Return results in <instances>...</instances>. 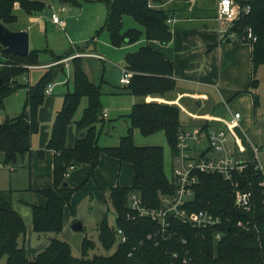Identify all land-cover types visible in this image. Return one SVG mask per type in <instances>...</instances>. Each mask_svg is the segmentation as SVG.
<instances>
[{"label": "trees", "instance_id": "16d2710c", "mask_svg": "<svg viewBox=\"0 0 264 264\" xmlns=\"http://www.w3.org/2000/svg\"><path fill=\"white\" fill-rule=\"evenodd\" d=\"M77 5L76 0H0V24L7 25L17 21L14 13L19 8L26 15L41 13L50 2ZM106 4V18L102 27L114 48L126 44H135L142 37L147 44L124 56V68L132 74L125 90L138 98H164L176 88L173 77V64L148 42L167 45L172 33L167 19L168 12L155 7L161 0H102ZM248 5L250 12L240 17L233 25L238 41L243 39L246 28H251L256 41L251 43V65L253 75L264 66V0H240ZM130 17L141 28L123 30V17ZM229 42V39H223ZM92 39L84 51L91 45ZM71 50V49H70ZM44 52L49 53L48 49ZM69 50L54 56L56 65L71 57ZM38 51H29L26 57L5 53L0 45V59L4 68L0 69V113L4 109L3 101L20 89L25 90V99L20 114L14 118H5L0 122L1 164L11 170L20 167L25 156H32L31 138L37 134L39 109L45 98L49 83L57 78L61 69H48L35 85H22L16 79L27 75V66H38ZM72 65L73 93L65 94L61 109L55 114L45 147L36 151L38 157L46 152L53 153V186L50 189L35 191L46 198L44 206L26 205L31 213V229L34 234L60 233L63 230V211L69 206L74 192L82 190L83 185L71 188L66 177L70 170L82 165L89 166L86 178L94 177L99 157L104 154L132 167L133 181L130 187L115 186L105 195V201L111 204L115 215L114 225L110 226L106 217L97 226L98 241L101 247L111 255H93L94 241L84 238L81 242V255L75 257L70 246L57 238H51L46 247L33 258H29L25 245L20 239L26 236V227L22 217L12 207L13 191L0 189V264H264V193L259 186L261 174L254 170L253 164H247L242 172H234V180L241 188L252 194L249 212L238 210L231 197L230 185L217 174H199L198 184L194 187L192 201L188 204L191 211H206L227 220L220 227L195 229L173 221L169 228V237L157 235L156 223L147 220H127L128 197L131 193L140 196L147 208H157L161 198L173 193L174 186L164 167V149L162 146H137L134 143V131L142 137L162 133L170 150L175 152L177 135L184 126L180 122L183 111L175 104L157 101H143L132 106L124 116L128 127L116 146L99 145L101 130L97 125L103 122L101 117L100 85L89 80L82 69V59H74ZM255 82V81H253ZM86 107L80 119L74 116L81 102ZM70 125L77 133L85 131L84 137H77L73 146L67 147L66 136ZM66 183V185H64ZM31 190V189H30ZM242 222V227L237 222ZM120 228L127 236L124 243L117 245L115 229ZM225 231L218 242L214 236ZM148 236H151L148 239Z\"/></svg>", "mask_w": 264, "mask_h": 264}, {"label": "crops", "instance_id": "0c3cea01", "mask_svg": "<svg viewBox=\"0 0 264 264\" xmlns=\"http://www.w3.org/2000/svg\"><path fill=\"white\" fill-rule=\"evenodd\" d=\"M217 3L218 0H161V3L155 7L157 10L168 12L169 18L173 20L169 24L172 39L167 45H159L156 42H148V44L172 62L176 88L164 98H138L129 94L128 91H107L106 93L101 91V104L103 110L107 112V116L102 117L103 122L97 125V129L101 130L99 141L102 136L108 138V141L103 145L104 147L118 144L120 137L124 135L128 127V122L124 116L130 112L134 104L143 101H157L177 105L187 117L193 120L189 125L201 126L207 123L212 128H218L221 126V121L229 118L232 113H241L240 129L237 130V134L242 138L246 151L238 154V156L241 159L252 160L251 145L257 146L260 162L264 165V66L259 67L253 75L251 44L235 39H229V42L223 41L219 31L224 29L225 23L216 17ZM11 31L24 30L15 29ZM145 44L147 42L144 37L135 44H126L122 56L138 50ZM85 52L88 53H84L82 62L91 57L99 61L105 60L104 58L101 59L102 56L95 52L92 45L86 48ZM90 53L99 57L90 56ZM48 54L51 55L50 61L39 62L38 66L33 67L46 71L55 66L53 57L58 55H54L52 51ZM69 62L70 60L60 64L65 66ZM24 76L22 77L24 78ZM64 85H67V82ZM119 85L123 86L124 89L126 87L120 83ZM47 96L38 114L39 120L43 123L41 130L38 135L35 134L37 137L32 136L31 138L33 154L30 157L25 156L20 165L23 166L24 159L28 158L31 202L23 201L24 205L27 203L44 206L46 198L35 191L50 189L53 186V153L46 152L41 158L36 155L37 150L45 147L54 116L62 106L50 98L52 91ZM82 103L81 110L83 111L87 102L85 100ZM81 112L79 117L82 115ZM79 117L75 120L80 119ZM208 118L210 120L206 121ZM118 125L123 127V132L121 129L119 133L117 132ZM186 125L183 124L184 127ZM136 134L141 136L137 130L134 131V136H137ZM84 136L85 131L77 133L75 126L70 125L66 136L67 147L73 146L77 137ZM143 138L140 139V146H161L162 141L165 142L162 133ZM1 160L2 157H0V189H10L14 193L18 191L17 188L13 187L17 179L6 171L13 172L15 168L11 170L3 167ZM126 168L129 174L125 172ZM122 169L124 171H121ZM89 170L88 165H82L70 170L66 177V182L71 188H77L81 185L84 188L74 192L69 206L65 207L63 229L67 225L69 227L72 223L81 221L78 216V207L85 198H90V201L93 202L96 201L98 206L108 208L105 195L111 188L117 185L122 187L132 185L133 171L131 165L121 163L119 160L104 154L99 157L94 177L87 179L86 175ZM30 230L32 232L31 227ZM46 245L47 243L44 246L39 244L30 251L26 250L28 257L33 258Z\"/></svg>", "mask_w": 264, "mask_h": 264}, {"label": "rangeland", "instance_id": "374dc122", "mask_svg": "<svg viewBox=\"0 0 264 264\" xmlns=\"http://www.w3.org/2000/svg\"><path fill=\"white\" fill-rule=\"evenodd\" d=\"M77 5L64 4L61 6L58 2H50L48 6L41 12L35 15H26L19 8H15L14 13L17 16V21L7 25L9 30H24L28 33L29 38V49L30 51H38V62H47L51 60V55L44 52L45 49L52 51L54 55H60L66 50L71 53L70 62L67 65L58 64L52 66L49 69L53 70H63L57 78L49 83L52 89V96L50 98L56 101L58 104H62L63 95L68 93H73L72 86V65L71 61L74 59H82L84 51H80L77 48L84 47L87 42L94 39L95 44L93 49L95 52L102 56L101 59L104 61H99L96 58H86L82 62V69L94 84L101 86V91L106 93L107 91H126L123 86L119 85V78L122 75V68H124L123 45L119 49L114 48L109 40L107 32L102 29L105 18H106V4L102 0H76ZM61 7H65L64 11H61ZM61 11V13H59ZM52 13H58L60 18L66 23L63 28L58 27L53 24L49 18ZM123 30L126 31L132 28H140L132 18L123 17L122 22ZM71 49V50H70ZM133 49V48H132ZM129 51V50H128ZM91 55L93 53H90ZM54 58V57H53ZM27 75L23 77H18L16 80L22 85H35L39 78L44 74V70L41 69H31L28 70ZM67 82V85H64ZM69 91V92H68ZM64 92V93H63ZM108 94V93H107ZM62 95V97H61ZM48 97V96H47ZM25 99V90L20 89L15 93L4 99V109L0 113V122L8 116L9 118H14L18 116L22 110V104ZM85 101V100H83ZM83 103L81 102L77 112L75 113L74 119L79 117ZM82 113V112H81ZM80 118V117H79ZM39 119V118H38ZM117 120V119H113ZM193 121L191 118L187 117L184 113H180V122L182 124H187L186 127H193L196 125H189ZM41 120H39V134L42 126ZM189 127V128H190ZM123 130L121 125H118L117 132ZM123 132V131H122ZM123 134V133H122ZM125 134V133H124ZM134 136V143L140 146V139H144L142 136ZM35 136V135H33ZM123 136V135H122ZM37 137V136H35ZM108 141V138L102 136L99 141V145H104ZM35 145V144H34ZM164 149V167L165 172L168 177L171 175V156L170 150L166 142L162 141L160 144ZM116 146V145H112ZM206 146V144H204ZM104 147V146H103ZM0 157L2 155L0 154ZM29 160L24 159L23 166L17 167L13 172L10 173L17 179L16 183L13 184L14 188L18 191L14 192L12 195V207L13 209L22 217L26 227V236L20 239V243L25 245L26 250H31L33 247L40 244L44 246L48 244L51 238H57L61 241L66 242L75 257H80L81 255V242L84 238L90 239L95 243V249L90 251L89 257L93 255H111L116 250V245H114L109 251L104 250L98 241V230L97 226L103 217H106L107 222L110 226L114 225L115 215L111 204L108 202V208L104 206L96 205V201H90V198H85L78 207V216L83 225L81 231H73L71 226L68 225L60 233H46V234H34L31 232V213L28 206L23 204V201H30V173L28 169ZM128 167V166H127ZM121 171H124L122 169ZM125 172L129 174L128 169ZM107 194V193H106ZM103 202V201H102ZM68 216V214H67Z\"/></svg>", "mask_w": 264, "mask_h": 264}, {"label": "built area", "instance_id": "2783aa9c", "mask_svg": "<svg viewBox=\"0 0 264 264\" xmlns=\"http://www.w3.org/2000/svg\"><path fill=\"white\" fill-rule=\"evenodd\" d=\"M240 0H218L216 17L225 23L224 29L219 31L222 39H236V33L232 32L233 25L238 22L240 17L250 12L248 5H241ZM65 7H61L64 11ZM59 11V13H61ZM50 20L53 24L63 28L65 22L60 18L58 13H52ZM173 20L167 19V24ZM249 44L256 41V36L251 28L245 29L243 35ZM96 56L98 55H91ZM71 57L61 62H67ZM3 59H0V69L4 68ZM33 66H27L31 70ZM132 74L125 68H122V75L119 83L127 86L130 83ZM52 89L48 86L45 90L46 95H50ZM107 112L102 111L101 117H106ZM241 113L234 112L229 118L221 121V126L212 128L210 125L203 124L196 127H184L177 135L175 152L171 155V181L174 191L168 196L161 198V203L157 208H147L143 205L140 196L131 193L128 197V213L126 219L139 220L147 219L157 224V235L165 238L169 237V228L173 221H178L184 225H190L195 229H211L220 227L225 220L220 216H215L206 211H191L188 204L192 201L194 195V187L198 184L199 174H217L229 183L231 197L234 206L241 211L249 212L252 203V194L241 188V184L234 180V172H242L247 164H253L254 170L261 174L259 186L264 193V165L259 159V149L257 146L251 145L252 160L241 159L238 154L246 151L242 138L237 134L240 129ZM208 118L206 121H209ZM206 144V146H204ZM237 226L242 227V222L238 221ZM225 231H219L214 236V241H220ZM115 236L117 237V245L124 243L127 236L123 230L116 228ZM151 236H148L150 239Z\"/></svg>", "mask_w": 264, "mask_h": 264}, {"label": "water", "instance_id": "95a60500", "mask_svg": "<svg viewBox=\"0 0 264 264\" xmlns=\"http://www.w3.org/2000/svg\"><path fill=\"white\" fill-rule=\"evenodd\" d=\"M0 45L5 53L26 57L29 53L28 33L26 31H11L0 24ZM71 229L81 231L83 226L80 221H77L71 226Z\"/></svg>", "mask_w": 264, "mask_h": 264}]
</instances>
